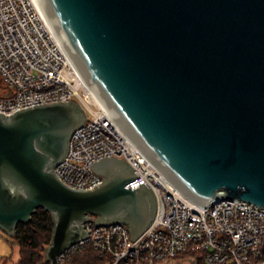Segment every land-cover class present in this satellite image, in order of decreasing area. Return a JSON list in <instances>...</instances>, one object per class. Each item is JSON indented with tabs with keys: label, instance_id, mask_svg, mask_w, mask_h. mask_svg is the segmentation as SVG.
<instances>
[{
	"label": "water",
	"instance_id": "obj_1",
	"mask_svg": "<svg viewBox=\"0 0 264 264\" xmlns=\"http://www.w3.org/2000/svg\"><path fill=\"white\" fill-rule=\"evenodd\" d=\"M37 2L92 95L169 183L198 204L264 208V0ZM85 120L73 98L0 111V228L13 236L47 209L49 264H63L88 221L124 222L135 239L156 214L150 186H124L136 174L123 156L93 160L102 179L90 188L59 179Z\"/></svg>",
	"mask_w": 264,
	"mask_h": 264
},
{
	"label": "built area",
	"instance_id": "obj_2",
	"mask_svg": "<svg viewBox=\"0 0 264 264\" xmlns=\"http://www.w3.org/2000/svg\"><path fill=\"white\" fill-rule=\"evenodd\" d=\"M0 79L2 112L71 98L84 108L86 120L54 168L65 184L90 188L102 179L90 167L93 160L123 156L136 174L124 186L143 181L156 195L155 217L137 238L124 222L88 221L87 236L64 249L60 263L89 246L108 254L107 264H164L179 257H191L189 264H264V208L232 198L198 204L169 183L92 95L37 0H0Z\"/></svg>",
	"mask_w": 264,
	"mask_h": 264
},
{
	"label": "trees",
	"instance_id": "obj_3",
	"mask_svg": "<svg viewBox=\"0 0 264 264\" xmlns=\"http://www.w3.org/2000/svg\"><path fill=\"white\" fill-rule=\"evenodd\" d=\"M53 230L51 213L44 207H37L27 222H19L12 237L19 249L16 264H49L44 260V250ZM108 254H100L92 247L75 249L65 260V264H107ZM9 256H1L0 264H8ZM118 264H122L121 262Z\"/></svg>",
	"mask_w": 264,
	"mask_h": 264
},
{
	"label": "rangeland",
	"instance_id": "obj_4",
	"mask_svg": "<svg viewBox=\"0 0 264 264\" xmlns=\"http://www.w3.org/2000/svg\"><path fill=\"white\" fill-rule=\"evenodd\" d=\"M4 84L0 79V93L3 91ZM9 256L8 264H16L19 259V249L12 237L0 228V257ZM191 257L169 258L167 264H189Z\"/></svg>",
	"mask_w": 264,
	"mask_h": 264
}]
</instances>
